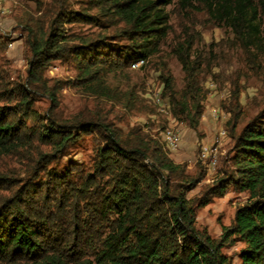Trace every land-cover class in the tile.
Wrapping results in <instances>:
<instances>
[{
  "label": "trees",
  "instance_id": "obj_1",
  "mask_svg": "<svg viewBox=\"0 0 264 264\" xmlns=\"http://www.w3.org/2000/svg\"><path fill=\"white\" fill-rule=\"evenodd\" d=\"M69 1L51 0L25 24L26 78L0 73V161L19 160L18 172H0V264H234L224 249L237 242L245 244L241 264H264V110L243 125L230 110L233 155L224 178L190 198L207 172L202 161L201 172H189L152 128H121L103 110L66 115L62 87L46 77L54 62L71 60L84 94L125 110L141 108L134 88L124 91L110 79L159 56L170 33V17L160 7L173 0H90L113 23H103L106 34L72 39L67 22L93 23L97 16L74 12ZM211 11L244 50H264V0H223ZM193 49L184 40L172 50L185 74L181 90L166 64L158 70L171 112L197 130L210 65ZM39 98L48 101L46 109L38 110ZM84 135L98 139L90 165L60 168ZM222 165L220 156L218 171ZM230 187L247 199L215 238L197 226V212Z\"/></svg>",
  "mask_w": 264,
  "mask_h": 264
},
{
  "label": "rangeland",
  "instance_id": "obj_2",
  "mask_svg": "<svg viewBox=\"0 0 264 264\" xmlns=\"http://www.w3.org/2000/svg\"><path fill=\"white\" fill-rule=\"evenodd\" d=\"M88 1L70 0L69 6L74 12H88L97 16V21L67 22L64 28L68 38L108 33L103 23L110 25L113 23L112 18L100 17L98 9ZM222 1L173 0L169 4H162L160 8L170 17V33L159 56L153 62L139 67L134 66V63L132 68L125 70V74L110 79L112 86H119L124 91L134 88L143 102L141 108L125 110L120 105L102 100L97 102V99L84 94L82 88L75 85L77 71L71 60L54 62L46 73L50 84L59 82L62 87L59 97L66 115L103 110L121 128L134 125L144 127L145 131L152 128L150 132L166 146L169 157L178 164H185L191 173L202 170L200 150L208 146H211V150L217 148L218 163L215 170L204 172V180L189 192L190 198L200 196L204 190L224 178V172L229 166L228 159L233 155V139L228 123L231 119L230 110L239 113L241 125L264 110V50L259 53L256 50H244L242 43L224 21L212 14L211 9L217 10ZM50 4L51 0H0V73L15 80L26 78L29 65L24 26L29 20L41 17L39 8H49ZM184 40L193 42L194 56H203L210 65L204 81L208 95L204 100V113L197 130L178 120L171 112L170 98L162 97L161 94L163 86L158 69L163 64L171 70L177 89L181 90L184 86V71L172 52L173 47ZM37 106L38 110H43L49 103L45 98H39ZM152 109L156 111L149 113ZM216 110L221 113V117L212 116ZM169 133L178 137L179 146L176 149L168 146L166 135ZM97 141L95 135L82 136L59 162L60 168L72 164L80 168L90 165ZM220 156L223 165L218 171ZM18 162V158L3 159L0 161V172H18ZM246 199L245 193L230 187L223 197L215 198L211 204L198 210L197 226L207 229L211 236L219 237L222 226L232 223L236 209ZM244 246L243 242H237L226 247L224 252L233 257L234 264H241L239 255Z\"/></svg>",
  "mask_w": 264,
  "mask_h": 264
},
{
  "label": "built area",
  "instance_id": "obj_3",
  "mask_svg": "<svg viewBox=\"0 0 264 264\" xmlns=\"http://www.w3.org/2000/svg\"><path fill=\"white\" fill-rule=\"evenodd\" d=\"M136 66V65H135ZM216 115H221L220 112H218L217 110L213 112L212 116L216 117ZM224 130H222L223 132ZM173 145H179L176 144V137L177 136H173ZM214 146V145H212ZM200 160L202 161L204 167L207 169V172H211L213 170H215V154H211V146H208L207 150H200V156H199Z\"/></svg>",
  "mask_w": 264,
  "mask_h": 264
},
{
  "label": "bare ground",
  "instance_id": "obj_4",
  "mask_svg": "<svg viewBox=\"0 0 264 264\" xmlns=\"http://www.w3.org/2000/svg\"><path fill=\"white\" fill-rule=\"evenodd\" d=\"M144 60L143 61H139L136 66L139 67L141 66L142 64H144ZM219 115H216L215 118H217ZM222 116V115H221ZM219 116V117H221ZM172 134L173 133H169L168 135H166V139L168 141V146L169 148L171 149H176L179 145H173V137H172ZM173 136H177L176 134H173ZM176 144H179V140H178V137H176ZM208 148H203V150H207ZM211 154H215V163L217 165L218 163V150L217 148H215L214 150H211Z\"/></svg>",
  "mask_w": 264,
  "mask_h": 264
}]
</instances>
